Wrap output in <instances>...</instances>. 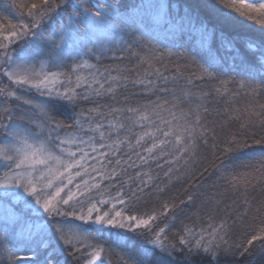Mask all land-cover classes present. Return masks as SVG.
Instances as JSON below:
<instances>
[{"label":"snow or ice","instance_id":"6c2138e0","mask_svg":"<svg viewBox=\"0 0 264 264\" xmlns=\"http://www.w3.org/2000/svg\"><path fill=\"white\" fill-rule=\"evenodd\" d=\"M5 11L0 264H104L114 249L101 237L126 249L119 264H264V199L252 195L264 193V2L139 0L122 12L112 0H8ZM235 18L259 37L241 45ZM109 53L128 63H92ZM229 84L251 102L212 106ZM176 183L184 198L161 199ZM250 214L259 227L233 239Z\"/></svg>","mask_w":264,"mask_h":264},{"label":"trees","instance_id":"16d2710c","mask_svg":"<svg viewBox=\"0 0 264 264\" xmlns=\"http://www.w3.org/2000/svg\"><path fill=\"white\" fill-rule=\"evenodd\" d=\"M8 0H0V12H2L4 15H9L7 11H5V6L7 4ZM114 4H116L120 11H126L128 9L134 8V6L139 2V0H112ZM145 2H148V0H145ZM196 0H173V3H177L181 6H183L185 3H195ZM249 2H264V0H249ZM13 21L15 22V17H11ZM213 23L216 21L213 19ZM230 29L232 33L236 36L237 40L241 42V45L245 40H247L249 37H259L260 35V25L257 22H253L251 20H244L242 18H235L230 25ZM128 38L127 36L125 37ZM111 53L108 54V58L102 59L99 62L92 61V63H97V66L100 68L104 67H116L120 65L121 63H128L127 60L121 62L120 60H113L111 59ZM220 57H229L231 54L228 51H220L218 53ZM116 73H113L115 75ZM224 79H227V77H224ZM216 87H218L217 84H203L201 85V88L204 92L213 91ZM229 95L224 96L223 98L220 97H209V100H213L214 107L223 110L225 107L230 109H241L248 105L252 98L249 96H246L243 91H239V94L233 97L231 93L237 92L238 89L235 84H229ZM121 96L118 95L116 97V100H121ZM138 101H143L146 99L145 97L137 96L135 98ZM103 103H112L110 100L102 101ZM208 101H205L207 103ZM258 103H264V97H258L257 98ZM113 106H121L122 104H113ZM133 106V105H129ZM211 119V117H209ZM236 125L233 124L231 127L232 131L236 130ZM243 171V169H241ZM161 180H163L162 173H161ZM170 191L168 192L167 196L161 197V199H168L169 197H178L179 199L184 198V186L180 183L172 184L169 186ZM217 194L216 189H211L210 191L205 193V196L207 198L215 197ZM255 196L257 200L264 199V193H261L259 190L257 192L252 194ZM235 202V206L239 208L242 201L240 200L239 196L237 195H231L226 199V203L228 205H233ZM199 207V202H197L196 207H192L189 209H185V211L191 215L193 212H197V209ZM223 207V206H222ZM203 215V213H201ZM251 227H259V217H257L255 220H253L252 215L250 214L247 219L244 220L243 227H241L239 224L233 229V239H236L237 241L241 240L245 234V229ZM97 243L103 244L106 248L111 247L114 249V251L111 254L102 255L101 259L104 261V264H119V256L116 255V253L125 251L126 249H121L115 245H111L109 242L106 241L105 237H101L99 240L96 241ZM0 259H4V256L2 253H0ZM261 258L259 256L256 257V264H259Z\"/></svg>","mask_w":264,"mask_h":264}]
</instances>
